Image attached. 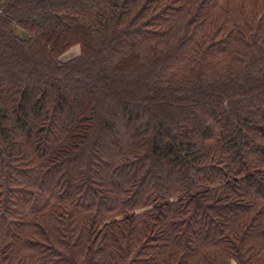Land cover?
Listing matches in <instances>:
<instances>
[{
  "label": "trees",
  "instance_id": "trees-1",
  "mask_svg": "<svg viewBox=\"0 0 264 264\" xmlns=\"http://www.w3.org/2000/svg\"><path fill=\"white\" fill-rule=\"evenodd\" d=\"M231 261L264 264V0H0V264Z\"/></svg>",
  "mask_w": 264,
  "mask_h": 264
},
{
  "label": "rangeland",
  "instance_id": "rangeland-1",
  "mask_svg": "<svg viewBox=\"0 0 264 264\" xmlns=\"http://www.w3.org/2000/svg\"><path fill=\"white\" fill-rule=\"evenodd\" d=\"M17 32L20 33L19 30ZM80 53V45L79 44H74L71 47H69L66 51H64L61 55L60 58L62 60H66L72 57L77 56ZM230 264H236L234 261H231Z\"/></svg>",
  "mask_w": 264,
  "mask_h": 264
}]
</instances>
